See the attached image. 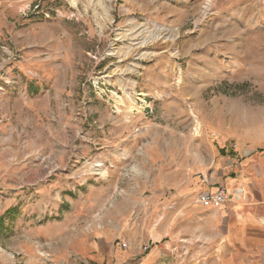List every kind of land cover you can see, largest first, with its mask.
<instances>
[{
  "label": "rangeland",
  "instance_id": "1",
  "mask_svg": "<svg viewBox=\"0 0 264 264\" xmlns=\"http://www.w3.org/2000/svg\"><path fill=\"white\" fill-rule=\"evenodd\" d=\"M0 137V264H213L181 208L264 142V0H0Z\"/></svg>",
  "mask_w": 264,
  "mask_h": 264
},
{
  "label": "crops",
  "instance_id": "2",
  "mask_svg": "<svg viewBox=\"0 0 264 264\" xmlns=\"http://www.w3.org/2000/svg\"><path fill=\"white\" fill-rule=\"evenodd\" d=\"M9 139L0 137V151L3 142L10 144ZM227 152L218 157L215 173H209L199 189L215 190L222 184L230 196L224 203L210 206H203L198 200L185 203L181 208L186 212L185 238L207 242V252L203 254L216 257L213 264H264V142L239 141ZM29 175L34 178L40 173L32 169ZM39 184L37 190L47 183ZM156 253L155 249L149 250L138 264H151ZM130 256L125 253L116 257L123 260Z\"/></svg>",
  "mask_w": 264,
  "mask_h": 264
},
{
  "label": "built area",
  "instance_id": "3",
  "mask_svg": "<svg viewBox=\"0 0 264 264\" xmlns=\"http://www.w3.org/2000/svg\"><path fill=\"white\" fill-rule=\"evenodd\" d=\"M229 193L224 185H218L214 191H205L200 193L199 202L203 206L224 203L229 198Z\"/></svg>",
  "mask_w": 264,
  "mask_h": 264
},
{
  "label": "bare ground",
  "instance_id": "4",
  "mask_svg": "<svg viewBox=\"0 0 264 264\" xmlns=\"http://www.w3.org/2000/svg\"><path fill=\"white\" fill-rule=\"evenodd\" d=\"M162 28H160L159 30H161ZM99 165V164H98Z\"/></svg>",
  "mask_w": 264,
  "mask_h": 264
}]
</instances>
